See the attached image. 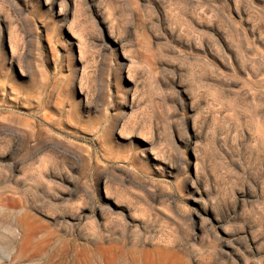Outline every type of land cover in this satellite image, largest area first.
I'll list each match as a JSON object with an SVG mask.
<instances>
[{"label": "rangeland", "instance_id": "obj_1", "mask_svg": "<svg viewBox=\"0 0 264 264\" xmlns=\"http://www.w3.org/2000/svg\"><path fill=\"white\" fill-rule=\"evenodd\" d=\"M0 264H264V0H0Z\"/></svg>", "mask_w": 264, "mask_h": 264}]
</instances>
